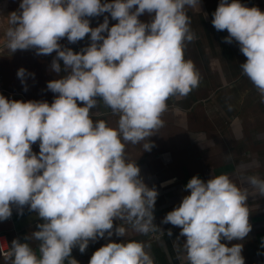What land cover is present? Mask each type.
I'll use <instances>...</instances> for the list:
<instances>
[{"label":"clouds","instance_id":"9594fccd","mask_svg":"<svg viewBox=\"0 0 264 264\" xmlns=\"http://www.w3.org/2000/svg\"><path fill=\"white\" fill-rule=\"evenodd\" d=\"M197 4L200 0H21L11 15L8 49L55 52L51 68L65 74L47 83L56 94L51 103L0 95V221L11 217L13 205L21 212L29 206L42 221L24 239L40 242L39 257L14 239L11 264H78L72 249L84 253L90 240L111 237L114 220L126 221L139 234L154 230L158 192L143 182L125 149L143 142V150H151L148 138L163 126L167 100L199 86L200 74L184 56L187 42L196 39L185 9ZM104 13L118 22L109 27L105 17L91 27L87 18ZM142 14L150 22H142ZM212 15L213 27L227 30L225 42H238L246 57L242 74L264 102V12L240 0H220ZM88 34L91 43L79 52L59 43L65 37L76 43ZM25 74L24 68L17 72L22 82ZM98 100L119 116L115 128L90 118ZM38 141L37 154L32 145ZM248 183L264 196V179L251 176ZM185 189L189 194L162 222L181 229L187 264H245L243 244L222 240H243L251 232L248 190L225 174L206 182L193 176ZM126 231L123 225L115 228L118 236ZM149 246L109 242L89 264H154Z\"/></svg>","mask_w":264,"mask_h":264},{"label":"crops","instance_id":"0c3cea01","mask_svg":"<svg viewBox=\"0 0 264 264\" xmlns=\"http://www.w3.org/2000/svg\"><path fill=\"white\" fill-rule=\"evenodd\" d=\"M240 2L264 12V0ZM20 3L21 0H3L0 6V73L5 86L1 95L12 100L51 103L56 94L47 88V83L65 74L63 71L56 73L51 68L56 53L37 55L35 49L12 53L7 47V32L13 27L11 15L19 10ZM219 3L220 0H200V4L185 9L196 39L187 42L184 56L194 62L200 74L199 86L186 97L172 96L167 100V110L161 116L163 126L148 138L153 144L151 150L144 151L143 142L126 145L127 160L136 162L143 182L158 192L153 221L156 227L143 235L135 232L126 221L114 220L111 237L106 233L103 238L90 240L84 253L78 246L72 249L71 256L78 264H89L93 253L109 242L129 240L150 245L145 250L154 264H187L183 251L185 238L179 235L181 229L162 221L189 194L185 185L193 176L206 182L211 176L221 174L228 175L238 187L248 190L247 206L252 225L251 232L243 240H222V243L228 246L243 244L245 264H264V196L248 183L251 176L264 179V102L251 81L242 74L240 65L246 57L240 52L238 42H225L227 30L217 31L211 23ZM105 17L109 27L118 22L110 13L87 19L95 28L104 22ZM139 19L148 23L151 17L142 14ZM103 35L106 36L107 32ZM59 43L79 52L90 45V34L76 43H69L66 37ZM60 64L63 68V61ZM20 68L26 70L23 82L17 76ZM90 118L104 120L109 127L115 128L119 116L98 100L97 106L90 110ZM32 150L39 153V141L32 145ZM41 222L29 206H24L21 212L13 205L11 217L0 221V233L6 235L10 246L14 239L28 243L39 257L40 242L24 239L31 237ZM119 225L126 228L125 237L115 234ZM0 264H11L8 255L0 254Z\"/></svg>","mask_w":264,"mask_h":264},{"label":"built area","instance_id":"2783aa9c","mask_svg":"<svg viewBox=\"0 0 264 264\" xmlns=\"http://www.w3.org/2000/svg\"><path fill=\"white\" fill-rule=\"evenodd\" d=\"M3 0H0V6ZM5 91L4 79L3 75L0 73V95ZM11 250V246L7 242L6 235L4 233H0V254L2 256H7L9 251Z\"/></svg>","mask_w":264,"mask_h":264}]
</instances>
